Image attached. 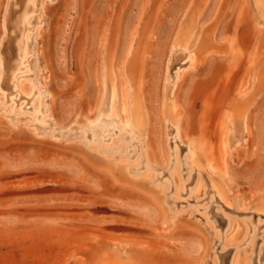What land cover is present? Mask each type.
<instances>
[{
  "label": "rangeland",
  "instance_id": "1",
  "mask_svg": "<svg viewBox=\"0 0 264 264\" xmlns=\"http://www.w3.org/2000/svg\"><path fill=\"white\" fill-rule=\"evenodd\" d=\"M8 1L0 0V44ZM33 2L30 52L10 76L12 93L0 73V264H209L216 255L230 264L234 248L194 208L204 196L202 204L214 200L228 217L259 228L248 253L251 264H264L258 0ZM118 70L129 79L126 119L119 108L111 114ZM174 127L185 149L198 144L195 175L204 181L196 199L179 198L192 204L179 214L177 177L165 161L168 152L175 157ZM139 153L145 159L136 163ZM190 157L180 158L187 174ZM147 159L161 169L146 171ZM195 175L183 181L188 189Z\"/></svg>",
  "mask_w": 264,
  "mask_h": 264
},
{
  "label": "bare ground",
  "instance_id": "2",
  "mask_svg": "<svg viewBox=\"0 0 264 264\" xmlns=\"http://www.w3.org/2000/svg\"><path fill=\"white\" fill-rule=\"evenodd\" d=\"M258 5L260 7L261 6L264 7L263 0H258ZM35 10H36L35 3L34 2L30 3V0H9L8 3H7V8L5 9V13H4L5 15H4V19H3V22H2V29H3V31H4V33L6 34L7 37L0 44V66H2V69L0 70V73L3 75V76H1V79L2 78L4 79L3 83H2V86L7 91H9L10 93L13 92L12 91V87H11V85L9 83V79H10L11 74L15 70H20L21 66L25 62H27V60H28L27 56H28V54L30 52L29 51L30 47H29V42L27 40V39H29V38H27V32L31 29V27H30L31 21L29 19H27V18ZM129 49H130V45L127 46L126 51H128ZM177 52L178 51L175 50L173 52V54L169 57L170 60H169V63H168V72H171L173 76H174V73H173L174 64H175V62L179 63V61H180L179 58H176V61L174 59V56H176ZM185 54L186 55L184 57H188L187 56V55H189L188 50H187V53H185ZM188 62H189V59H188V61L185 62V64H188ZM121 74H123L122 70H118L117 75H118L119 79H118V84H117L116 88L119 90V98H118L119 99V103L116 104V101H114V99H113V102H112L113 103V107L111 109V114H115L116 115L118 113V108H119L120 111L123 112V118L126 119L128 117V104H129V102H128L129 79H128V75L127 74H124V77ZM165 86L167 87V85H165ZM30 90H31V88H30ZM28 92H30V91H28ZM34 112H35V109H34ZM36 112H40V108L36 109ZM91 122H93V121H91ZM95 124H96V122H95ZM122 124H123L124 127L127 126V124L125 122H123V121H122ZM171 124L173 126L176 125L175 121H173V120H172ZM96 126H98V125H96ZM123 126H121V127H123ZM121 127L119 128V127H116V126H112V128H114L113 132H116V133L120 132L121 133V131L124 130ZM102 128H104V127H102ZM110 130L111 129H109V128L106 129L105 132H106L107 135L106 134L105 135H106V137L107 136L109 137L108 139L110 141H112L115 138L116 135L113 136L110 133ZM178 133H179V131L176 129V127L171 128L169 135L172 137V140L175 139L174 141H172V143L175 144L174 145L175 147L171 151V154L172 153L175 154V157L173 159H170V157H169L170 153L168 152L167 155L165 156L166 157L165 161H167V163L170 166V169H172L171 170L172 171L171 172V176L173 177L175 175L177 177L176 180H175V183H174L175 184V188H174L173 192H174V196L176 198H178V200L175 201V203H176L175 209H176V211L179 214V212H182L185 209L191 208V206H192V204H191V206H189L190 204L183 205V201L182 200L180 201L179 198L181 196L184 197V195H189L190 198L196 199L198 197V194L201 192V189L204 186V181H203V177H202L203 175H201L199 173L197 175H195V172H199L202 169V167H200L199 162H198V160L196 159V156H195L197 151H198V147H197L198 144L196 146H194V148L190 149V148L187 147V149H185L183 147V145L185 144V145L188 146L189 143L187 141H185V142L182 141V139H180V137L178 136L179 135ZM224 136H225V138H224L223 143H225L224 144V151L226 152L229 149L228 144H229L230 138H229L228 132H226ZM98 138H99V136H98ZM116 139L119 140V137L116 138ZM104 140H105V138H104ZM201 141H203V140H201ZM184 152H185V155H186V152H188V154L191 153V157H190L191 160L189 162H190V168H192L193 170L189 171L188 174L186 173V169L187 168L184 166L185 163L186 164L188 163V161L180 159V158H182ZM165 157H164V159H165ZM142 158H144V157L141 155V153H139L135 157L136 163H141L140 161L142 160ZM122 159L124 160V159H126V157L125 158L123 157ZM147 162H148V165L145 168L146 171L147 170L148 171L149 170H153L154 168L155 169H161V167L157 168V166L154 165V162L152 160L147 159ZM138 165H140V164H136L137 167H138ZM207 165H208V163H207ZM208 167L212 168V164H210ZM127 168H128V164H126L123 169L126 170ZM164 168H165V166H164ZM184 170H185V173L188 175V177L185 178L186 180L189 181L191 176H193V177H194V175L196 176V178H195L196 181L194 183L195 185L193 187H191L190 189H188V186H189L190 183L188 181H187V183L186 182L184 183L183 181L185 179H182L183 175H181V174H182V171H184ZM137 173H139L138 170H137ZM165 174H167V173H165ZM151 175H152V173H151ZM163 182H165V181H163ZM163 184H169V183L165 182ZM214 186H215V184H214ZM160 190H161V188H160ZM214 192L218 196H220L219 198H222L221 197L222 195L220 193L221 191L216 190ZM163 193H165L164 190H162V195H163ZM217 195H215V196H217ZM204 197L201 200L199 199V200L195 201L194 208L197 209L198 212L202 213V216H203L202 219L205 221V223H209L210 221H212V224H210V225H211V227H214L213 229H217V231L214 232V233H216L218 241L222 242L226 247H233L234 248L235 252L233 253V256L231 258L230 264H251L252 254H250V253L254 252V247H255L254 243H255L256 238L259 236V233H260L259 232V228L253 226L252 224H250V227H248L249 224H247L245 221L241 222V221H239V219L237 220L235 217L234 218L228 217L227 215H225L226 213L224 214L223 212H221L220 209L217 207V205H215V201L214 200H211L209 202H206V203L202 204V202L205 200ZM223 198H224V196H223ZM186 202L188 203L190 201L186 199ZM214 210H216V213H214ZM177 212H176V214H177ZM221 215L224 216V218ZM220 227L223 228V229H220ZM263 240H264V238H263ZM223 244H222V246H223ZM263 244H264V242H263ZM248 252H250V253H248ZM262 252H263V250H262ZM259 254H261V253H259ZM211 262H212V264H222L221 259L218 258L217 255H216L215 259H212L209 262V264H211Z\"/></svg>",
  "mask_w": 264,
  "mask_h": 264
}]
</instances>
